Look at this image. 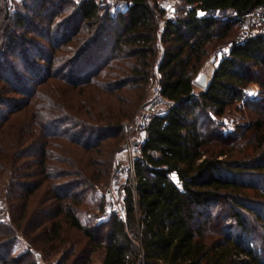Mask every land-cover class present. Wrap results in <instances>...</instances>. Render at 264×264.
Instances as JSON below:
<instances>
[{"label":"trees","instance_id":"16d2710c","mask_svg":"<svg viewBox=\"0 0 264 264\" xmlns=\"http://www.w3.org/2000/svg\"><path fill=\"white\" fill-rule=\"evenodd\" d=\"M52 1L22 6L35 11L38 23L47 20L49 27L41 31L50 55L41 47L38 58L49 56L44 71L55 86L43 99H34L22 133L15 128L21 136L26 130L28 149H38L39 179L24 186L17 205L0 182V211L7 217L0 221V264H38L29 250L9 256L18 238L29 248L40 241L47 255L63 247L56 264H94L97 251L101 264H264V235H252L257 224L264 231V185L259 184L264 180V33L242 43L233 38L237 19L264 7V0H182L166 20L156 69L171 105L145 131L135 164L136 199L127 188L125 220L105 214L100 200L87 210L99 214H94L97 220L87 223L78 216L80 207L89 204V191L107 183L112 154L120 151L122 122L133 117L149 83L156 17L164 12L157 0H126L112 12H100L97 0H81L68 24L57 22L49 34L59 13H50ZM2 2L0 32L11 41L13 35L3 28ZM193 3L197 6L188 9ZM196 8L206 13L198 17ZM23 11L13 13L16 26L26 20ZM81 25L80 37L73 38ZM63 46L64 54H56ZM212 46L229 51L216 64L209 87L196 89L192 80ZM251 84L258 85V98L245 97ZM74 93L83 98L73 102ZM232 107L258 116L247 125L257 147L241 156L231 154L235 143L224 147L228 140L211 135L210 114L222 116ZM55 123L65 127L53 131ZM4 154L0 149V160ZM7 154L10 167L21 158L16 150ZM5 167L0 162V179ZM15 183L13 177L6 186ZM211 207L217 208L215 214ZM224 212L236 224L235 235L216 221ZM64 225L80 239L63 238ZM211 226L217 238L211 239ZM257 242L260 251L253 246Z\"/></svg>","mask_w":264,"mask_h":264},{"label":"rangeland","instance_id":"374dc122","mask_svg":"<svg viewBox=\"0 0 264 264\" xmlns=\"http://www.w3.org/2000/svg\"><path fill=\"white\" fill-rule=\"evenodd\" d=\"M31 1L32 0H3L2 2L4 8L3 11H5V14L2 16V21L4 22L3 28H5V30L7 29V32L11 33L14 38L10 41L7 39V36L5 34L2 35V32H0V77L6 79L5 82L0 81V129H2L0 133V149L6 152V154L3 155L4 157H1L0 160V162H4L6 164V172L2 174L3 177L0 179V182L5 184L4 190L10 192L11 203H13L14 205H17V203L21 201L20 196L22 197L25 192L24 186H28L32 182L39 179V175H35L36 172L39 171V167L37 165V163L39 162L37 156L38 149H28L31 145L26 144H30L31 141H27L28 138L25 135L26 130L23 132L22 136L20 133H22V131L24 130V123L29 120L28 115L31 111L30 107L33 104L34 99H37L39 97L43 99L46 94L54 91L53 87L55 86V81H52L50 78L46 77V72L44 71L47 67L46 60L49 59V56H46V60H41L40 58H38V53L40 52V50L38 49L41 47L47 51L46 53L48 55H50L45 41H42L43 38H46V32H44V30L41 31L42 28H48L49 26L47 25V20L42 21V23H38L39 20L35 16V11L33 9L30 10V8L27 7L25 10L22 7L24 2ZM80 1L81 0H53L50 3V13H59L58 16L54 19L53 25L49 29V34H52L54 32L57 22H62V20L65 19V21H63V24H68L66 23L68 15H70L72 10L74 9V6L78 5ZM125 1L126 0H97L101 8L100 12H104L106 10L112 12L114 11V9L116 10L117 7L121 6ZM165 1L166 0H157V4L164 12L162 15H157V22H161L165 15H167L168 17H173L177 11V8L183 5L182 0H167L166 3ZM29 6L31 7L32 3H29ZM22 11L24 13V16L26 17V20L20 25L16 26V24L14 23L15 19L13 13ZM220 17H222V15ZM68 20L72 24L73 20ZM158 26L159 25H157V29ZM82 28L83 25H81V29H79L78 33L75 36L73 35V38H76L78 36L80 37ZM234 30L235 32L233 38L237 39L238 29ZM252 30H254L252 34L264 33V23L253 26ZM159 36L160 32L156 31L154 40L155 56L151 58V63L148 69L150 77L152 76V80L157 83L159 82V74L157 72L156 65L160 57L161 50L162 48H164ZM64 48L65 46L60 47L58 50H56L55 53L60 55L64 54ZM222 48L226 50L227 46H224ZM218 49L220 48L212 46L210 49L211 56H209L207 59L214 56V53ZM111 62H114V59L110 58L109 63ZM93 65L94 64L92 63V66ZM214 65L216 66L215 62ZM38 66H40V69L38 68ZM37 72L39 74H37ZM150 80L151 79H149V83L151 82ZM41 81L43 82L41 83ZM149 83L144 89L142 98L136 105L137 107L143 102L144 99L149 98ZM195 87L196 89H198L197 86ZM258 96V85H249L247 91L245 92V97L252 99L258 98ZM72 97L73 102H76V100H80L81 98H83V95H77L76 93H74ZM210 117L212 119L211 135L214 136V133L217 132L220 134V139L228 140L226 141V146L222 144L224 147H230L232 143H235V146L237 147H235L234 151L231 153L234 156H241L243 152H248L257 147L256 141H250V135L252 131L247 130V125L251 118L253 122L257 120L258 116H256L255 114L250 113L247 109H236V107H232L228 109L222 116L216 117L210 114ZM11 124L13 125L11 126ZM16 126L21 128L19 134L16 132ZM64 127L65 125L63 124L55 123L51 125L50 129L56 132H60V130H62V128ZM10 144L11 146L15 145L16 148H11ZM15 150L17 151L18 156L21 155V158L13 162L14 166L10 167V165L7 164L8 162H10L7 153L13 154ZM118 157L119 154L116 153L115 150L111 157L107 180L111 169L116 164L114 160H116ZM12 175L16 180V183L14 184V186L9 188L6 185L11 179H13V177H10ZM21 175H23L24 177H21ZM102 183L95 186V189L93 191H89L86 194L85 199L89 201V204L80 207L81 211L79 212L78 216L84 223H87V221L95 222L97 219L94 218V214L95 216H99V214H97L96 212L92 213L87 210L88 208L90 209L92 204L95 203L96 205V203H98L100 200L103 202L102 194H100L99 191L104 189L106 183ZM259 184L264 185V180H260ZM0 187L2 186L0 185ZM43 191L44 186L36 191L37 196L42 195ZM36 199L35 201L37 202ZM29 206L31 207V204ZM45 207L48 206L45 205ZM1 208L3 209V207ZM211 212L212 214H215L217 212V208L211 207ZM225 214V212L222 213L221 216L216 219V221L222 223L221 226H223L224 231L226 228L231 229L233 234L235 235L237 233L235 226L236 224L232 219L226 220ZM6 218V215H4V213L0 211V221L4 222V220H7ZM213 223L214 222H212V224ZM37 232H40V230H38ZM214 233H216V231H214V226H211V239L217 238V235H215ZM252 235L254 238L261 239V237L264 235V231L257 224V226H255V228L253 229ZM62 237L69 238L72 241H76L75 239H80V236L77 234V232H75L73 229L68 228L66 225H64L62 228ZM39 242L40 241L36 243V246L29 248L23 239L18 238L12 246L11 254H9V256H16L27 250H29V252L31 253L32 250L40 251L43 256V262L39 264H46L52 261L56 262L62 257L63 247L59 249L58 252H52L51 254L47 255L46 252L40 247ZM258 243L259 242H257V244H254L253 246L254 248L258 247V251H260L261 249H259L260 245ZM81 245L82 241H80L79 243V246ZM261 252H263V249ZM100 259V251H97L92 255L94 264H96Z\"/></svg>","mask_w":264,"mask_h":264},{"label":"built area","instance_id":"2783aa9c","mask_svg":"<svg viewBox=\"0 0 264 264\" xmlns=\"http://www.w3.org/2000/svg\"><path fill=\"white\" fill-rule=\"evenodd\" d=\"M167 0L165 1V3ZM195 3L188 4L187 8L192 9L196 7ZM206 13L201 8H196V16H202ZM172 17L167 15L157 22L159 25L157 31L161 32L165 26L166 20ZM264 23V7L241 15L237 19L238 35L237 42H244L254 32L253 26ZM226 50L218 49L215 54V63L217 64L227 53ZM150 77L148 85L149 98L144 99L143 102L137 107L133 117L129 120L122 122V141L120 144L119 157L114 160L116 164L113 166L109 173L107 183L100 194L103 197V211L105 214H113L119 220H125L126 216V203L125 192L130 188L134 199H136V172L135 164L141 157V149L145 139V131L150 121L155 117L162 115L164 111L171 105V101L163 95L160 83L154 82ZM118 161V163H117ZM171 178L176 181L174 175ZM34 260L39 264L43 262V256L40 251L32 250ZM46 264H56V262H48Z\"/></svg>","mask_w":264,"mask_h":264},{"label":"water","instance_id":"95a60500","mask_svg":"<svg viewBox=\"0 0 264 264\" xmlns=\"http://www.w3.org/2000/svg\"><path fill=\"white\" fill-rule=\"evenodd\" d=\"M214 62H215L214 56L207 59L202 64V66L200 67L197 74L192 80V83L201 90L207 89L211 83L216 68Z\"/></svg>","mask_w":264,"mask_h":264},{"label":"crops","instance_id":"0c3cea01","mask_svg":"<svg viewBox=\"0 0 264 264\" xmlns=\"http://www.w3.org/2000/svg\"><path fill=\"white\" fill-rule=\"evenodd\" d=\"M96 264H101V259Z\"/></svg>","mask_w":264,"mask_h":264}]
</instances>
